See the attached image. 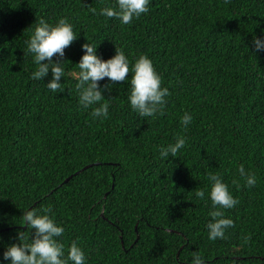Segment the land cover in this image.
<instances>
[{
    "label": "trees",
    "instance_id": "trees-1",
    "mask_svg": "<svg viewBox=\"0 0 264 264\" xmlns=\"http://www.w3.org/2000/svg\"><path fill=\"white\" fill-rule=\"evenodd\" d=\"M116 3L0 0V264H11L3 253L18 233L31 232L23 213L48 206L64 229L62 259L77 242L85 264H192L193 253L204 264H264V51L253 48L264 37V0H149L130 24L100 15ZM61 18L77 39L54 93L50 70L32 78L38 66L25 41L40 19L54 26ZM85 43L103 60L122 51L130 68L147 56L171 93L163 114L132 110L130 71L124 82H98L109 109L93 118L99 104L83 108L76 89ZM177 137L185 146L161 157ZM210 173L239 201L220 209L234 227L215 241Z\"/></svg>",
    "mask_w": 264,
    "mask_h": 264
},
{
    "label": "clouds",
    "instance_id": "clouds-1",
    "mask_svg": "<svg viewBox=\"0 0 264 264\" xmlns=\"http://www.w3.org/2000/svg\"><path fill=\"white\" fill-rule=\"evenodd\" d=\"M149 0H117L115 7H104L100 15L108 18H117L122 24H130L134 18H139L141 14L148 11ZM93 13L96 9H91ZM77 39V34L73 27L67 22L66 18H61L53 26L45 20L40 19L29 40L25 41L27 51L33 54L34 63L38 66L32 73V78L43 80L51 71L52 79L46 84L52 92L62 91L61 77L64 76L62 62L65 61V49ZM84 54L81 56L76 74L78 83L76 84L79 93V104L87 109L93 107L91 115L93 118H107L109 104L105 100L100 90L98 82L104 78L112 83L124 82L128 79L131 71V89L128 96L130 106L133 111L141 117H152L155 114H163L165 98L171 93L168 88L161 87V78L156 73L152 61L145 55H141L135 63L129 67V61L125 54L120 50H115V55L110 59L103 60L96 55L97 46L89 43L81 45ZM255 51H264V37L253 39ZM53 57L58 59L53 62ZM46 61V62H45ZM110 84L105 88L109 89ZM104 101L103 103H101ZM192 116L185 113L180 123L187 128L191 123ZM184 137H177L175 143L162 146L160 149L161 157H176L178 151L185 146ZM239 175L245 179L246 186L254 187L256 177L254 174L247 173L243 165L238 168ZM208 180L211 182L208 196L211 201L212 211L209 216L211 222L207 224L208 239L215 241L225 237V230L234 227L231 219L224 218V212L220 209H231L239 203L234 199L228 190V186L222 182L217 174H209ZM234 184L237 181H233ZM197 198L203 200L205 191L197 189ZM45 214H38L37 210H29L23 213V226L31 232L26 238L23 232L18 233V244H12L3 253L5 260H10L11 264H85V255L77 242H72L67 251V258L64 257V245L58 243L56 237L63 235L64 229L58 226L47 213L52 212L51 206L40 210ZM23 241V242H21ZM192 264H204L203 258L199 253H193Z\"/></svg>",
    "mask_w": 264,
    "mask_h": 264
},
{
    "label": "water",
    "instance_id": "water-1",
    "mask_svg": "<svg viewBox=\"0 0 264 264\" xmlns=\"http://www.w3.org/2000/svg\"><path fill=\"white\" fill-rule=\"evenodd\" d=\"M64 180H66V178Z\"/></svg>",
    "mask_w": 264,
    "mask_h": 264
}]
</instances>
